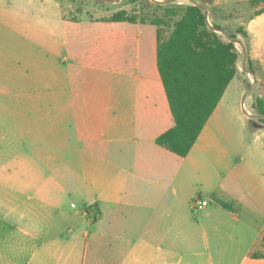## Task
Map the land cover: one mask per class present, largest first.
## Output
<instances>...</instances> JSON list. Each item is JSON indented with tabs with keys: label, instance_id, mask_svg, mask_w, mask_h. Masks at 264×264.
Wrapping results in <instances>:
<instances>
[{
	"label": "crops",
	"instance_id": "obj_1",
	"mask_svg": "<svg viewBox=\"0 0 264 264\" xmlns=\"http://www.w3.org/2000/svg\"><path fill=\"white\" fill-rule=\"evenodd\" d=\"M255 10L240 23L237 73L185 157L156 142L175 124L157 26L88 20L99 35L73 64L90 72L80 83L69 69L50 103L64 130L39 133V160L66 150L65 167L0 164V264H264V3Z\"/></svg>",
	"mask_w": 264,
	"mask_h": 264
},
{
	"label": "rangeland",
	"instance_id": "obj_2",
	"mask_svg": "<svg viewBox=\"0 0 264 264\" xmlns=\"http://www.w3.org/2000/svg\"><path fill=\"white\" fill-rule=\"evenodd\" d=\"M208 2L0 0V164L27 162L38 168V173L39 161L65 167L66 150L61 149L54 160L45 157L39 160V133L64 130L59 124L53 127L57 119L50 103L67 90L69 69L79 74L75 80L80 83L79 77L90 72L73 64L77 53L90 50L95 44L91 40L99 35L98 27L88 20L102 19L124 9L144 23L164 19L166 23L160 29L167 36L179 19V16L166 17L167 9L198 3L204 6L209 23L222 28L217 32L225 41L231 39L230 35L235 36L236 48L242 55L246 37L238 28L244 29L240 23L255 13L251 11L255 6L240 3L223 10L208 6ZM219 15L226 20H215L213 16ZM248 108H251L249 103Z\"/></svg>",
	"mask_w": 264,
	"mask_h": 264
},
{
	"label": "trees",
	"instance_id": "obj_3",
	"mask_svg": "<svg viewBox=\"0 0 264 264\" xmlns=\"http://www.w3.org/2000/svg\"><path fill=\"white\" fill-rule=\"evenodd\" d=\"M261 2L264 0L249 1L252 6ZM259 12L261 10L255 13ZM165 16H179L167 36L160 29L166 23L164 19L151 22L157 26V63L175 124L160 134L156 142L185 157L235 77L239 52L235 36L230 35L231 39L225 41L217 32L222 28L209 23L202 4L173 6L167 9ZM102 20L137 21L124 9ZM238 32L247 36L242 27ZM256 108L264 116V99L257 98Z\"/></svg>",
	"mask_w": 264,
	"mask_h": 264
},
{
	"label": "built area",
	"instance_id": "obj_4",
	"mask_svg": "<svg viewBox=\"0 0 264 264\" xmlns=\"http://www.w3.org/2000/svg\"><path fill=\"white\" fill-rule=\"evenodd\" d=\"M251 80H252V82L255 81V80H253V78ZM243 108L246 109V103L245 102H243ZM246 111L249 113V111L247 109H246ZM193 205L195 208L200 209V208L207 206L208 201L206 199H197L193 202Z\"/></svg>",
	"mask_w": 264,
	"mask_h": 264
}]
</instances>
